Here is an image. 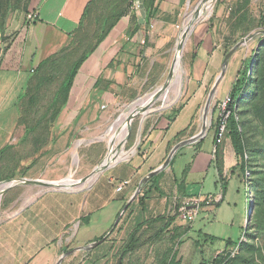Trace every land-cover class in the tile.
<instances>
[{
    "label": "crops",
    "instance_id": "0c3cea01",
    "mask_svg": "<svg viewBox=\"0 0 264 264\" xmlns=\"http://www.w3.org/2000/svg\"><path fill=\"white\" fill-rule=\"evenodd\" d=\"M85 1L0 0V156L5 148L20 141L24 135L20 108L33 72L44 59L68 45L78 28ZM142 1L150 9L148 19L145 12L144 21L140 22L139 11L122 8V14L97 49L84 60L71 90L81 84L83 87L89 85L87 94L90 100H87V95L81 103H76L72 95L57 119L50 145L68 142L74 123L85 126L104 124L96 119L99 105L109 102L114 95L116 98L136 81L137 76H152L151 68L157 54L171 50L178 17L183 15L182 8L189 0ZM33 13L36 16L29 17ZM151 24L153 28H150ZM213 25L211 22L196 30L185 103L174 116L164 114L155 120L141 138L135 154L121 157L81 190L22 189L18 198L12 200L10 209L15 206L19 209L0 225V235L10 237L7 244L0 243L2 253L8 254L6 261L9 264L20 260L25 261L24 264L28 260L29 264H55V257L61 248L60 264H106L117 251L114 236L124 234L123 243L129 232L142 224L138 231L142 246L143 237H149L155 226L160 225L151 221L157 217L166 220L168 215L175 213V208L170 213L169 206L174 199L171 193L175 197L178 195V203H181L176 207L179 214L174 217L172 226L191 224L199 213L208 209L209 202L215 199L213 193L198 196L188 193L185 178L195 172L202 173L212 164L218 174L212 154L216 147L214 132L210 138L209 156L204 141L212 128L207 127L203 131L204 120L211 127L216 121L217 118L213 120L214 112H217L215 104L222 99H216V96L220 97L219 88L215 91L216 96L210 101L208 99L209 85L216 80L223 61L221 43H212L211 38H207ZM102 65L108 66L106 70L99 69ZM74 109H85L87 112L80 117H70ZM182 131L179 139L176 138ZM201 133V137L178 150L187 148L193 165H189L180 180L170 162L166 164L167 156L177 143ZM218 145L222 175L234 174L238 157L231 140L225 137ZM196 160L199 162L198 169L194 168ZM94 166L76 182L88 180ZM218 178L219 185L224 184L219 174ZM123 180H129V183L117 191V185ZM33 181L52 182L43 179ZM22 184L48 186L40 182ZM197 201L199 208L196 216L191 222H186L179 209L186 203ZM177 219L183 223H176ZM65 229L70 230L68 236L59 237L60 246L47 253L45 245L54 241ZM189 231L183 234L181 243ZM46 235L50 238L44 243ZM101 236L102 239L98 240ZM7 246L9 250H6Z\"/></svg>",
    "mask_w": 264,
    "mask_h": 264
},
{
    "label": "rangeland",
    "instance_id": "374dc122",
    "mask_svg": "<svg viewBox=\"0 0 264 264\" xmlns=\"http://www.w3.org/2000/svg\"><path fill=\"white\" fill-rule=\"evenodd\" d=\"M123 1H85L78 28L70 42L64 49L53 54L42 66L36 68V77L22 102V122L37 139L28 140L23 144H20V141L14 142L10 145L12 149L7 150L0 157V182L25 178L51 181L68 178L75 182L60 187H35L22 184L10 188L0 196V225L7 217L13 216L18 211V206L10 209V204L18 198L22 189L78 191L90 184L98 174L103 172L101 170L86 181L76 182L83 173L100 163L98 161L103 160L113 143V146L120 150V153H125L122 157L135 154L141 138L155 120L164 114L172 116L182 102L186 100L185 87L189 81V63L196 40V30L213 22L214 27L212 30L210 29L212 32L207 35V38H211L212 43H221L223 58L225 52L233 50L224 76L215 86V91L218 88L220 90V97L215 95L216 99L219 100L228 94L235 80L244 70L247 71L246 88L234 107L244 144L237 160L239 166L236 167L235 173L221 175V181H224L226 188H224V184L219 185L218 174L213 164L202 173L197 174L198 172H195L185 178L188 193H194L198 196L209 192L213 193L215 199L212 198V201L207 205L209 206L208 209L205 208L204 213H199L191 224L186 223L190 225L188 226L189 234L187 237L184 236L181 245L172 248L173 250L177 249V258H181V264H198L200 262L202 254L194 245L197 239L203 245L204 257L216 258L217 264H264V0H214L207 19H201L197 21V24L196 22L192 23L194 28L184 44L180 60L184 73L180 92L174 88L168 93L166 99L150 101L148 105L151 108L148 106L146 109L140 110L138 114L133 116L126 130L120 131L116 136L114 132L117 128V120L120 114L128 111V105L141 97H145L156 87L172 78L174 49L179 31L189 22L195 8L201 3V0H189L187 6L182 8L183 15L178 17V26L175 28L171 50L162 54L158 53L160 55L157 54L156 62L151 68L152 76H137L136 81L133 79L134 83L127 87V90H122L116 98L114 95L108 100L109 102H104L107 104L105 109L100 108L102 103L98 104L99 113L96 119L105 122L104 124L85 126L74 123L73 133L68 142L58 146L49 143L31 158L21 161V158L32 153L37 143L44 141L46 135H49V142L52 141V134L55 129L52 121L56 116L58 106L62 102L71 101L73 94V98L77 100L76 103H81L84 96L87 97L89 85L84 83V87L81 84L78 88L70 89L68 98L67 95L61 94L57 100H54L56 92L62 88L73 63L97 49L98 46L95 48L97 41L104 34L106 26L115 20L118 8H121ZM209 41L207 40V42ZM83 63L78 68V72L82 69ZM104 66L102 65L99 69L106 70L108 66ZM220 73L221 67L218 69V75ZM214 81L210 83L209 88H212ZM178 92L179 94H177ZM87 100H90L89 95ZM84 112L87 110L74 109L71 111L70 117H80L84 115ZM60 115L61 113L57 118ZM217 117L218 112H214L213 120ZM207 127L212 128L209 123H207ZM213 132L214 128L209 131L204 141V148L205 150L208 149L209 156L211 155L210 138ZM113 134L116 137H111ZM212 154L219 164V155ZM75 155L78 157L76 163L73 161ZM191 157L188 149L183 148L170 161V166L178 179L181 180L186 169L192 165ZM194 163V168L198 169L199 162L196 160ZM241 164L244 166L243 170L240 167ZM244 169L249 172V175L243 173ZM171 195L174 199L169 206L170 213L174 208L175 213L168 215V217H177L179 213L176 207L181 204L178 203L180 199L178 195L176 197L172 193ZM189 205L193 206L190 202ZM176 223L183 222L177 219ZM72 224L74 222L69 224V227H72ZM68 232L70 230L65 229L54 241L51 240L46 244L45 251L50 254L48 250L52 251L60 246L59 237L65 238L66 235L68 236ZM155 232L149 239H146V236L143 237L144 242L147 241V245L144 243L134 253L126 254L121 263H119V253L123 246L121 242L125 236H123L124 234L114 236L117 251L112 254L111 259L106 264H157L158 255L170 246V242L167 235H163L161 239L153 237ZM209 236H215L218 241L219 239H231L233 241L239 239V243L226 250L214 251L213 248L211 249L204 243V237ZM49 238L50 235L44 236V243ZM9 240L8 235H0V243L7 244ZM221 244L222 242H214V246ZM9 249L7 246L6 250ZM62 250L63 248L57 252L55 264H60ZM6 258L8 259V254L2 253L0 250V264H9ZM29 261L26 262L29 264ZM24 263L23 260L13 262V264Z\"/></svg>",
    "mask_w": 264,
    "mask_h": 264
},
{
    "label": "trees",
    "instance_id": "16d2710c",
    "mask_svg": "<svg viewBox=\"0 0 264 264\" xmlns=\"http://www.w3.org/2000/svg\"><path fill=\"white\" fill-rule=\"evenodd\" d=\"M132 1L133 0H124L123 1V3H122L123 5L121 6V8H118V12H117L118 14H116L115 20H117L120 17V15L122 14V8L128 7L130 9ZM143 5H144L145 12H146V20H147L148 17H149V14H150V9L148 8L147 3H144ZM114 21L110 22V24H108V26H106L105 32L102 35V37L97 41L95 48L100 44L102 39L107 35V33L109 32L110 27L113 25ZM102 28H103V26H102ZM62 49H64V48H62ZM61 50H59V51H61ZM90 53L86 54L85 56H83L82 58L76 60L73 63V65L70 68L68 76L66 77V79L64 80V82L62 84V88H60L56 92V94L54 96V100H57V98L61 94L67 95V98L69 97L70 89H71V87L73 85V82H74V79L76 77V74L78 73V68L84 62V60L88 57V55ZM225 53H227V52H225ZM51 56H49L46 59H44L37 67L42 66ZM248 64H249V62H248ZM35 77H36V69L33 72L31 81H30V83L28 85V90L26 91V94H25L24 98L26 97V95H27V93H28V91L30 89V85H31L32 81H34ZM246 83H247V71L244 70L241 73V75L232 84L231 90L228 93L230 98H231V102L228 105L229 115H228L227 120H226L225 137H228L231 140L232 146H233L234 151H235V153H236L238 158L240 157V154H241V150H242V147H243V144H244V138H243V134H242V132L240 130L239 123H238V121L236 119V114H235V111H234V107L236 106L238 100L240 99L241 93L244 92V90L246 88ZM23 100H22V102H23ZM66 103L67 102L64 101L58 106V109L56 111V116L53 118V121H52V125H54V126L56 125V122H57V119H58L57 117L61 113V111L63 110V108L66 105ZM184 103H185V101L182 102L180 107L175 111V113L172 114V116H174L179 111V109L183 106ZM21 107H22V103H21ZM20 123L24 126V135L20 139V142H21L20 144H23V142H27L28 140H33V139L36 140L37 137H35L31 132H29L28 128L26 127V125H24L23 122H22L21 108H20ZM218 124L219 123H218V118H217L216 121L212 124V128H214V143L215 144H216V135L215 134H216V131H217ZM182 133H183V131L178 133L176 135V138L179 139V137H180V135ZM48 137H49V135H46V138L44 139V141L42 140L43 142L37 143L35 148H34V150L32 151V153L24 156V158H21V161L24 160V159L31 158L33 155L38 153L39 150H41L44 146H46L49 143V138ZM218 146L219 145L217 144L216 147H215V152L214 153H216V156L219 155V153H220L219 149H218ZM10 149H12L11 146H8L7 148H5V150L2 152V154H4L7 150H10ZM2 154H1V156H2ZM214 162L216 164V168H217L218 174L221 176L222 175L221 159H220L219 164H218V161L216 160V158L214 159ZM238 166H239V163L237 162L236 167H238ZM240 167L243 170V168H244L243 164H241ZM243 173L246 174V173H249V172L245 171V169H244ZM224 185H225L224 188H226V184H224ZM177 187H179V182L177 183ZM247 205H250V204H247ZM174 219H175L174 216L168 217V219H166V220H165L164 217H157V218H155L154 220L151 221L152 223H155V224L156 223H160V225L158 227L155 226L157 230L156 229H154V230L156 232L154 230L152 231V233L155 232L153 237H157L158 239H161L163 237V235L164 236L167 235L168 236V241L170 242V246L165 248L163 250L162 254L158 255L157 264H181V258L180 257L177 258L178 257L177 256L178 255L177 249L173 250L172 247L180 245L181 237L183 236V234L186 231H188L189 228H188L187 224L180 225V226H172V223H173ZM141 226H142V224H139L133 231L129 232V234L127 235V239L123 242V246L120 249L119 263L122 262V259L124 258V256L126 254L134 253V251L141 245V242H140L141 233L138 232ZM169 227H171V228H169ZM151 235L149 237H147L146 239H149L151 237ZM102 237L103 236L98 238V240L102 239ZM203 240H204V243L208 247H210L211 249L213 248L214 251L226 250V249H229V248H231L233 246H236L239 243V239L236 240V241H233L231 239H227V240L226 239L225 240L219 239V241H218V238H216L215 236H209L207 238L204 237ZM216 241L218 243L222 242V244L218 245V246H214V242H216ZM146 242L147 241L143 242L142 244H144ZM194 245L196 246L197 249H199V252L202 254V258H201V260H200V262L198 264H217L215 262L216 258H205L204 257V252L202 251L203 245L198 241V239L195 241Z\"/></svg>",
    "mask_w": 264,
    "mask_h": 264
},
{
    "label": "bare ground",
    "instance_id": "6f19581e",
    "mask_svg": "<svg viewBox=\"0 0 264 264\" xmlns=\"http://www.w3.org/2000/svg\"><path fill=\"white\" fill-rule=\"evenodd\" d=\"M213 2H214V0H201L199 7L195 8L194 12L190 16L189 22L187 24H185L182 27V29L179 31L178 37L176 39V46L174 49V59H173V66H172L174 72H173L172 78L169 81L163 83L162 85L156 87L152 92L148 93L145 97H141L138 100L131 102L128 105V111L120 114V116L117 120V124H116L117 128H115V132H114L115 135L118 134L120 131L126 130L128 124L132 120L133 116L138 114V112H140V110H143L144 108L146 109V107H148V106L150 107V105H148L150 101L154 102L158 99H166L168 93L174 88L176 90H179V92H180V89L182 86V78H183V74H184L180 60L182 57V50H183L184 44L187 40V37H188V34L190 32V28H191L192 23L196 22V24H197V21L204 19L208 16L211 12ZM179 92L177 94H179ZM125 133H126V131L124 132V134ZM114 134L111 137L114 138V137L118 136V135L115 136ZM79 143H80V141H79ZM113 145H114V143H113ZM113 145H111L109 151L107 152L106 156L104 157L106 159V162H111V161H113L117 158H121L122 156L125 155V153H120V150L115 148ZM115 146H116V144H115ZM73 161H74V163L78 162V157L76 155H75ZM102 162L103 161L101 160L100 163H98L97 165L101 164ZM74 182L75 181L73 179L69 180L68 178L62 180V183H64V184H72ZM59 183H61V181ZM2 189H3V185L0 186V196H1Z\"/></svg>",
    "mask_w": 264,
    "mask_h": 264
},
{
    "label": "water",
    "instance_id": "95a60500",
    "mask_svg": "<svg viewBox=\"0 0 264 264\" xmlns=\"http://www.w3.org/2000/svg\"><path fill=\"white\" fill-rule=\"evenodd\" d=\"M138 1V4H139V12H140V22H143L144 21V18H145V10H144V5H143V1L142 0H137ZM199 7V5L197 6ZM196 7V8H197ZM193 25H191V28H190V32L189 34L192 32L193 30ZM188 34V35H189ZM233 53V50L231 51H228L225 55H224V58H223V61H222V65H221V73L217 76L216 80H215V83L213 84L212 88H211V91L209 93V101L215 96V86L216 84L223 78L224 76V72L227 68V63H228V60H229V57L231 56V54ZM208 105V104H207ZM205 116V115H204ZM206 125H207V122L204 120V125H203V131L206 130ZM203 133H201L200 135H197V136H194L192 137L191 139H187V140H183L179 143H177L171 150V152L169 153V155L167 156V159H166V164H168L174 154L184 145L192 142L194 139H197L199 137L202 136ZM121 158H117L111 162H106V159L104 158L102 161L101 164L97 165L92 173L90 174V176H93L94 174H97L99 171L101 170H104L106 168H108L111 164L117 162L118 160H120ZM89 176V177H90ZM25 182H40V183H43L45 185H48V186H52V187H60V186H63V185H66L64 183H59L60 181H52V182H42V181H33V180H28V179H9V180H5V181H1L0 182V186L3 185V189H2V192H1V195L3 193H5L7 190H9L10 188L16 186V185H19V184H22V183H25ZM119 264V263H118Z\"/></svg>",
    "mask_w": 264,
    "mask_h": 264
},
{
    "label": "built area",
    "instance_id": "2783aa9c",
    "mask_svg": "<svg viewBox=\"0 0 264 264\" xmlns=\"http://www.w3.org/2000/svg\"><path fill=\"white\" fill-rule=\"evenodd\" d=\"M130 10L139 11V4L137 0L132 1ZM35 16L36 14L33 13V14H30L29 17H35ZM150 28H153L152 24L150 25ZM230 102H231V98L229 94H226L222 99L217 101L215 104V108L218 112L217 118H218V123H219L216 134H215L216 135L215 145L221 143L222 139L225 137L226 120L229 115L228 105ZM106 107H107V104L105 103H102L100 106L101 109H105ZM128 183H129V180H123L119 182V184L116 187V190L117 191L121 190ZM192 204L193 206H190L189 203H186L182 205L181 208L179 209L182 219L185 220L186 222H191L197 214V211L199 208L198 201Z\"/></svg>",
    "mask_w": 264,
    "mask_h": 264
}]
</instances>
